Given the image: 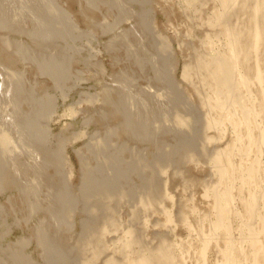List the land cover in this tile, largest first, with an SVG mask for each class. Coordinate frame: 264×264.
I'll use <instances>...</instances> for the list:
<instances>
[{
    "label": "rangeland",
    "instance_id": "374dc122",
    "mask_svg": "<svg viewBox=\"0 0 264 264\" xmlns=\"http://www.w3.org/2000/svg\"><path fill=\"white\" fill-rule=\"evenodd\" d=\"M218 9L0 0V264H264V0Z\"/></svg>",
    "mask_w": 264,
    "mask_h": 264
},
{
    "label": "bare ground",
    "instance_id": "6f19581e",
    "mask_svg": "<svg viewBox=\"0 0 264 264\" xmlns=\"http://www.w3.org/2000/svg\"><path fill=\"white\" fill-rule=\"evenodd\" d=\"M229 1L230 0H218V3H219L218 11L221 13L220 14L221 18H223L225 16V14L227 13V11L238 2V0H235L233 3H231L232 5L229 7L228 6V3H230ZM225 35L227 36V39H228V46L230 48H233L234 38H233L232 34L228 31V29H226ZM253 39H254V47L256 48L255 51H257V45L259 43V36H258L257 31L254 32ZM218 71H219L220 75L222 76V78L224 79V81H229L230 78L232 77V75L237 71V65H236V71H235L234 67L230 68L227 64L220 63V64H218ZM256 78L259 81V79H260L259 70H257V72H256ZM242 237H243V234L241 236V239H242ZM228 241L231 242V234H229V236H228ZM224 256L225 257L228 256L227 251L224 252Z\"/></svg>",
    "mask_w": 264,
    "mask_h": 264
}]
</instances>
